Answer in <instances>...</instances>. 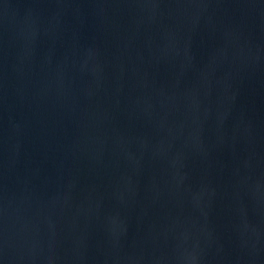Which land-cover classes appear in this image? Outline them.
Masks as SVG:
<instances>
[{"label": "water", "instance_id": "water-1", "mask_svg": "<svg viewBox=\"0 0 264 264\" xmlns=\"http://www.w3.org/2000/svg\"><path fill=\"white\" fill-rule=\"evenodd\" d=\"M0 264H264V0H0Z\"/></svg>", "mask_w": 264, "mask_h": 264}]
</instances>
